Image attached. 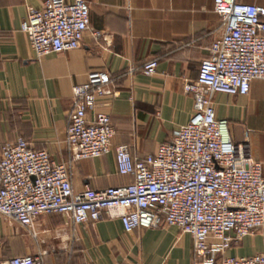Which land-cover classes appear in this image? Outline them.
Instances as JSON below:
<instances>
[{
    "label": "crops",
    "instance_id": "obj_1",
    "mask_svg": "<svg viewBox=\"0 0 264 264\" xmlns=\"http://www.w3.org/2000/svg\"><path fill=\"white\" fill-rule=\"evenodd\" d=\"M85 1L91 29L105 32L107 40L89 30L79 48L37 58L20 25L28 8H40L44 0H0V145L23 138L34 149L46 150L54 162L68 163L74 192L132 182L133 176L117 171L116 147L154 155L174 128L190 121L193 97L184 92V83L196 79L222 32L213 0ZM239 1L264 5V0ZM153 58L156 72L144 74L143 64ZM93 70L107 72L115 92L98 97L87 118L108 114L115 134L108 153L73 161L66 141L72 88ZM212 101L230 139L249 143L264 176V80L251 81L247 94L218 92ZM34 229L36 237L0 217V262L39 255L45 264H195L192 237L176 226L125 232L118 218L75 224L54 213L40 215ZM258 253H264V230L226 251Z\"/></svg>",
    "mask_w": 264,
    "mask_h": 264
},
{
    "label": "built area",
    "instance_id": "obj_2",
    "mask_svg": "<svg viewBox=\"0 0 264 264\" xmlns=\"http://www.w3.org/2000/svg\"><path fill=\"white\" fill-rule=\"evenodd\" d=\"M213 9L222 32L201 61L196 79L183 87L193 97L190 121L174 128L154 155H132L127 145L115 149L118 173L133 176L132 182L74 192L68 163H56L46 150L18 138L0 145V217L33 237L35 220L54 213L75 224L118 218L125 232L176 226L191 235L195 264H264V253L226 254L244 236L264 230V176L249 143L230 139L212 101L218 92L247 94L251 81L264 80V5L213 0ZM20 29L37 58L79 48L89 30L96 39L108 38L91 29L85 0H44L40 8H28ZM157 65L150 59L142 72L152 75ZM114 92L105 71H90L84 83L73 86L66 138L71 160L109 152L115 134L109 115L98 112L89 120L87 113L98 97ZM0 264L45 263L39 255H24Z\"/></svg>",
    "mask_w": 264,
    "mask_h": 264
}]
</instances>
